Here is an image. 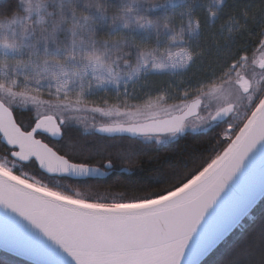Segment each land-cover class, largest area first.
<instances>
[{"label": "snow or ice", "instance_id": "obj_1", "mask_svg": "<svg viewBox=\"0 0 264 264\" xmlns=\"http://www.w3.org/2000/svg\"><path fill=\"white\" fill-rule=\"evenodd\" d=\"M0 143L7 256L264 264V218L244 228L264 205V0H7ZM115 160L144 176L111 199L72 191Z\"/></svg>", "mask_w": 264, "mask_h": 264}, {"label": "trees", "instance_id": "obj_2", "mask_svg": "<svg viewBox=\"0 0 264 264\" xmlns=\"http://www.w3.org/2000/svg\"><path fill=\"white\" fill-rule=\"evenodd\" d=\"M7 0L0 1V4L6 3ZM114 95L113 93H108L107 96L110 100V102L114 101ZM136 101H133L135 103ZM177 101L170 100L168 103H174ZM25 125L28 123L27 117H18ZM78 131L83 132V130L78 129ZM84 135H88L87 133H84ZM110 144V150L115 154L117 147L121 145L120 141H109ZM6 147L5 144L0 143V151L3 150V148ZM176 150V145L172 143H165L156 145L154 147H147L143 150V154L137 157V160L142 163L143 165L150 166L154 161L149 160L148 157L151 155L152 157H155L157 153L163 155L165 152H171ZM95 164V162H94ZM127 165H122L119 160L114 161V166L112 168V171L109 176H107L104 179H89L87 184H71L72 191L75 192L77 190L81 191L83 194L89 196V197H107L111 199L113 196H118V193L121 191H124L125 189L129 188L131 185H134L137 180L144 176V173L140 172L139 170L133 169L132 172H127L121 170L123 167H126ZM29 171L31 169L29 168ZM132 193L129 192V195ZM255 216V223L251 221H246L244 224V228L248 229L249 231L252 228H255L261 221L262 218H264V205H260L257 207L254 213ZM242 229H236L232 236L230 237L228 243L224 245L223 247H229L232 243L236 242L240 239ZM7 259L9 264H28V262H25L17 257L14 256H7L3 252H0V260Z\"/></svg>", "mask_w": 264, "mask_h": 264}, {"label": "water", "instance_id": "obj_3", "mask_svg": "<svg viewBox=\"0 0 264 264\" xmlns=\"http://www.w3.org/2000/svg\"><path fill=\"white\" fill-rule=\"evenodd\" d=\"M101 170H102V171H105L106 174L103 175V176H96V177H93V178H91V179H103V178H106V177L110 174V169H104V168H103V169H101ZM14 257H16V256H14ZM17 258H19V259H21V260L27 262L26 259L23 258V257H17Z\"/></svg>", "mask_w": 264, "mask_h": 264}, {"label": "rangeland", "instance_id": "obj_4", "mask_svg": "<svg viewBox=\"0 0 264 264\" xmlns=\"http://www.w3.org/2000/svg\"><path fill=\"white\" fill-rule=\"evenodd\" d=\"M0 1H2V0H0ZM113 94H114V93H113ZM80 129L83 130L82 127H81Z\"/></svg>", "mask_w": 264, "mask_h": 264}]
</instances>
